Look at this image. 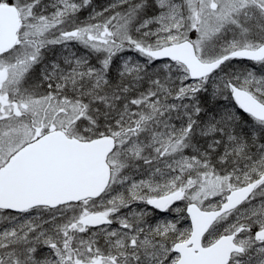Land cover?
Instances as JSON below:
<instances>
[{
    "label": "snow or ice",
    "instance_id": "obj_1",
    "mask_svg": "<svg viewBox=\"0 0 264 264\" xmlns=\"http://www.w3.org/2000/svg\"><path fill=\"white\" fill-rule=\"evenodd\" d=\"M0 264H264V0H0Z\"/></svg>",
    "mask_w": 264,
    "mask_h": 264
}]
</instances>
